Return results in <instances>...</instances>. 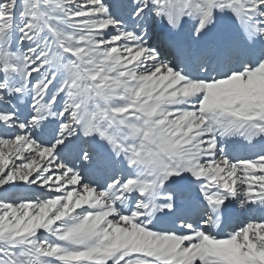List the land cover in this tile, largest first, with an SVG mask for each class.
I'll return each instance as SVG.
<instances>
[{"label": "snow or ice", "instance_id": "6c2138e0", "mask_svg": "<svg viewBox=\"0 0 264 264\" xmlns=\"http://www.w3.org/2000/svg\"><path fill=\"white\" fill-rule=\"evenodd\" d=\"M0 264H264V0H0Z\"/></svg>", "mask_w": 264, "mask_h": 264}]
</instances>
